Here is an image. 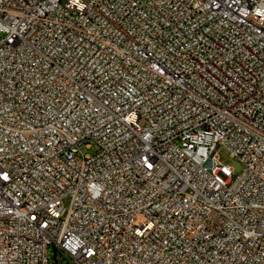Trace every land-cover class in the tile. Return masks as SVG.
<instances>
[{"label": "built area", "instance_id": "obj_1", "mask_svg": "<svg viewBox=\"0 0 264 264\" xmlns=\"http://www.w3.org/2000/svg\"><path fill=\"white\" fill-rule=\"evenodd\" d=\"M50 247L264 264V0H0V264Z\"/></svg>", "mask_w": 264, "mask_h": 264}, {"label": "rangeland", "instance_id": "obj_2", "mask_svg": "<svg viewBox=\"0 0 264 264\" xmlns=\"http://www.w3.org/2000/svg\"><path fill=\"white\" fill-rule=\"evenodd\" d=\"M83 151L85 155H93L95 150L93 148L90 150L84 149ZM218 157L220 162L224 166L232 170L234 177H237L242 173L244 168L242 163L237 159L231 158L230 153L226 149L224 148L219 149ZM69 203H70L69 198L64 199L63 205L66 210L69 208ZM141 222H142L141 219L137 220L138 224ZM48 259L50 264H74L73 260L68 255H66L60 250H55L53 247H50L48 251Z\"/></svg>", "mask_w": 264, "mask_h": 264}]
</instances>
